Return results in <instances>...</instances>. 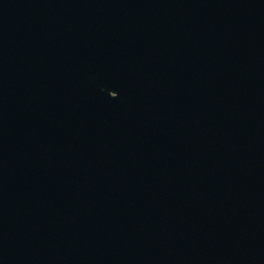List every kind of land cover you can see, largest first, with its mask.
Segmentation results:
<instances>
[{
	"label": "water",
	"instance_id": "1",
	"mask_svg": "<svg viewBox=\"0 0 264 264\" xmlns=\"http://www.w3.org/2000/svg\"><path fill=\"white\" fill-rule=\"evenodd\" d=\"M0 264H264V0H0Z\"/></svg>",
	"mask_w": 264,
	"mask_h": 264
}]
</instances>
